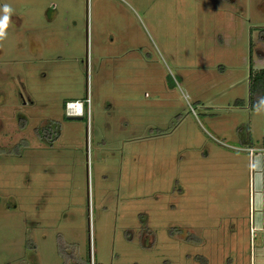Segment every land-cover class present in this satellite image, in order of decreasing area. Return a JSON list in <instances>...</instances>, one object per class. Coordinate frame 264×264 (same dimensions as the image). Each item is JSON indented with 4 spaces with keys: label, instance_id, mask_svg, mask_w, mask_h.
<instances>
[{
    "label": "rangeland",
    "instance_id": "rangeland-1",
    "mask_svg": "<svg viewBox=\"0 0 264 264\" xmlns=\"http://www.w3.org/2000/svg\"><path fill=\"white\" fill-rule=\"evenodd\" d=\"M6 4L0 264L264 255V0Z\"/></svg>",
    "mask_w": 264,
    "mask_h": 264
},
{
    "label": "trees",
    "instance_id": "trees-1",
    "mask_svg": "<svg viewBox=\"0 0 264 264\" xmlns=\"http://www.w3.org/2000/svg\"><path fill=\"white\" fill-rule=\"evenodd\" d=\"M247 81L249 104L252 106L255 105V107L258 108L262 104V99L264 97V69L253 72L251 68H249ZM254 98H259V101L255 104L251 102Z\"/></svg>",
    "mask_w": 264,
    "mask_h": 264
},
{
    "label": "clouds",
    "instance_id": "clouds-1",
    "mask_svg": "<svg viewBox=\"0 0 264 264\" xmlns=\"http://www.w3.org/2000/svg\"><path fill=\"white\" fill-rule=\"evenodd\" d=\"M2 11H3V15L0 16V40H3L6 38V34H7L6 29L8 28V26L11 22L10 17H11L13 9L9 5L6 4L3 6ZM80 109L82 111V109H83L82 105L80 106ZM81 115H83V114H81ZM81 115H76V116H81ZM67 117H75V116H67Z\"/></svg>",
    "mask_w": 264,
    "mask_h": 264
},
{
    "label": "crops",
    "instance_id": "crops-1",
    "mask_svg": "<svg viewBox=\"0 0 264 264\" xmlns=\"http://www.w3.org/2000/svg\"><path fill=\"white\" fill-rule=\"evenodd\" d=\"M263 196H264V194H263ZM262 233H264V230H263ZM262 240H263V243H264V237H263ZM206 261H207V264H209V261L208 260L203 261L202 264H206ZM218 263H220V260L216 261V263L215 262L214 263L212 262L210 264H218ZM225 263H223V264H225ZM227 264H233L232 260L228 261ZM235 264H239L237 260H235ZM240 264H244V259L243 258H242V261L240 262ZM248 264H253V260L251 258H249V257H248ZM254 264H264V255H260L258 259L256 257Z\"/></svg>",
    "mask_w": 264,
    "mask_h": 264
},
{
    "label": "built area",
    "instance_id": "built-area-1",
    "mask_svg": "<svg viewBox=\"0 0 264 264\" xmlns=\"http://www.w3.org/2000/svg\"><path fill=\"white\" fill-rule=\"evenodd\" d=\"M79 102H68L65 104L64 111L66 116H76V115H81L82 111L80 109L81 103H79V109L77 110L76 108H73L72 105L76 104Z\"/></svg>",
    "mask_w": 264,
    "mask_h": 264
},
{
    "label": "water",
    "instance_id": "water-1",
    "mask_svg": "<svg viewBox=\"0 0 264 264\" xmlns=\"http://www.w3.org/2000/svg\"><path fill=\"white\" fill-rule=\"evenodd\" d=\"M68 120H78L80 117H67Z\"/></svg>",
    "mask_w": 264,
    "mask_h": 264
},
{
    "label": "bare ground",
    "instance_id": "bare-ground-1",
    "mask_svg": "<svg viewBox=\"0 0 264 264\" xmlns=\"http://www.w3.org/2000/svg\"><path fill=\"white\" fill-rule=\"evenodd\" d=\"M72 107L73 108H76L78 110L79 109V103H77V105L76 104H73Z\"/></svg>",
    "mask_w": 264,
    "mask_h": 264
},
{
    "label": "flooded vegetation",
    "instance_id": "flooded-vegetation-1",
    "mask_svg": "<svg viewBox=\"0 0 264 264\" xmlns=\"http://www.w3.org/2000/svg\"><path fill=\"white\" fill-rule=\"evenodd\" d=\"M67 103V102H66ZM64 116H66L65 114H64ZM67 117V116H66ZM75 117H80V116H75ZM81 118V117H80ZM262 146H263V149H264V141L262 142Z\"/></svg>",
    "mask_w": 264,
    "mask_h": 264
}]
</instances>
